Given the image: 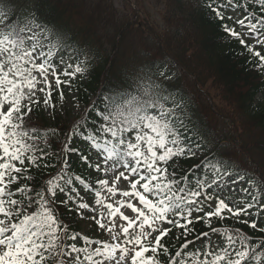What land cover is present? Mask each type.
I'll return each instance as SVG.
<instances>
[{"label":"snow or ice","instance_id":"6c2138e0","mask_svg":"<svg viewBox=\"0 0 264 264\" xmlns=\"http://www.w3.org/2000/svg\"><path fill=\"white\" fill-rule=\"evenodd\" d=\"M199 6L219 38L237 42V55L264 76V0ZM92 59L39 5L0 0V264H264V236L213 226V218H235L264 233V172L216 154L201 158L202 138L192 134L164 68L143 67L125 86L101 87L67 130L32 126L34 109L54 111L65 89L92 70ZM73 157L103 178L93 184L74 174ZM180 159L199 162L179 176ZM33 168L56 171L37 186ZM122 180L126 187H118ZM76 185L94 193L93 203ZM58 205L95 221L109 239L70 231ZM193 213L209 231L188 239ZM174 228L183 230L184 243L172 252L175 244L164 238Z\"/></svg>","mask_w":264,"mask_h":264},{"label":"trees","instance_id":"16d2710c","mask_svg":"<svg viewBox=\"0 0 264 264\" xmlns=\"http://www.w3.org/2000/svg\"><path fill=\"white\" fill-rule=\"evenodd\" d=\"M129 1L121 0V5H117L116 0H30L40 6L49 23L69 34L75 44L93 57L92 70L83 80H78L73 89H65V98L68 91L72 93L74 105L81 109L74 121L97 100L101 87L125 86L127 78L141 68L159 66L172 75L167 81L168 87L183 101L192 134L202 138L201 158L216 154L230 158L250 173L264 172V76L245 63L247 55H237L241 50L239 44L226 43L219 38L217 25L205 15V10L199 6L200 0H164L160 28L150 22L145 12L141 16L131 9ZM210 92L211 96H207ZM53 95L56 103L58 93ZM61 114V102L50 115L39 106L30 114L32 126L67 130L74 121L65 122ZM55 139H63V136ZM198 162L180 159L178 175H184ZM70 163L73 173L81 175L85 181L94 184L97 177L100 178V174L76 157ZM55 171V168H33L31 183L37 186L45 183ZM76 187L79 191V185ZM58 208V214L70 231L81 234L83 219L62 205ZM196 215L193 213L194 223L189 226L195 232L188 239L209 231L203 220L195 222ZM213 226L240 228L250 236H264L237 223L235 218L224 221L213 218ZM98 229L93 222L91 230L84 235L101 239L96 236L100 234ZM182 232L174 228L164 238L169 246L175 244L170 251L174 252L184 243ZM177 235H180L178 240ZM213 238L219 239L215 234ZM201 242L197 241V245Z\"/></svg>","mask_w":264,"mask_h":264},{"label":"rangeland","instance_id":"374dc122","mask_svg":"<svg viewBox=\"0 0 264 264\" xmlns=\"http://www.w3.org/2000/svg\"><path fill=\"white\" fill-rule=\"evenodd\" d=\"M127 2V1H125ZM121 0H116L117 5H121ZM128 3V2H127ZM165 1L164 0H130L129 1V7L131 9H138L141 14L145 12L147 16L149 17L150 22L155 26H161L163 23V10H164ZM142 10V11H141ZM160 28V27H158ZM39 95V94H38ZM211 96V92L207 95ZM73 94L68 93V96L61 102L62 106V114L61 117L65 122L71 123L74 121L76 117H78L81 113V109L74 105L73 102ZM42 98V96H41ZM44 108V107H43ZM45 110V108H44ZM45 113L47 115H50L51 109L45 110ZM101 178H103L101 174ZM127 182L121 181V184L118 185V187H126ZM84 193V192H82ZM85 196H88V193H85ZM91 204V202H90ZM92 213H85V216H90ZM93 220L91 219H84V222L82 224L83 233H87L91 230ZM165 227H169V225H165ZM99 233L96 236H100L103 240H108L109 237L103 232V230L98 229Z\"/></svg>","mask_w":264,"mask_h":264}]
</instances>
